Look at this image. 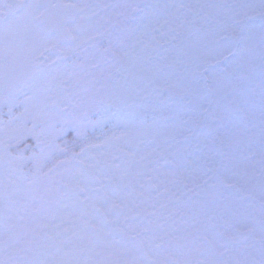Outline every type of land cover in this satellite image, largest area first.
<instances>
[{"label": "snow or ice", "instance_id": "obj_1", "mask_svg": "<svg viewBox=\"0 0 264 264\" xmlns=\"http://www.w3.org/2000/svg\"><path fill=\"white\" fill-rule=\"evenodd\" d=\"M0 264H264V0H0Z\"/></svg>", "mask_w": 264, "mask_h": 264}, {"label": "flooded vegetation", "instance_id": "obj_2", "mask_svg": "<svg viewBox=\"0 0 264 264\" xmlns=\"http://www.w3.org/2000/svg\"><path fill=\"white\" fill-rule=\"evenodd\" d=\"M185 2H194V0H185ZM220 2H233V1H231V0H220ZM6 111H7V109H4V112H6ZM3 119H7V116L5 115L3 117ZM73 135L74 134L66 136V139L71 140L73 138ZM29 142H31V141H29Z\"/></svg>", "mask_w": 264, "mask_h": 264}, {"label": "rangeland", "instance_id": "obj_3", "mask_svg": "<svg viewBox=\"0 0 264 264\" xmlns=\"http://www.w3.org/2000/svg\"><path fill=\"white\" fill-rule=\"evenodd\" d=\"M231 1H233V0H231Z\"/></svg>", "mask_w": 264, "mask_h": 264}]
</instances>
